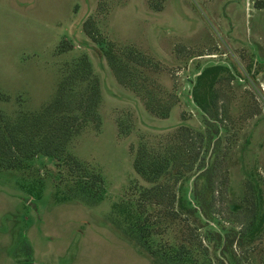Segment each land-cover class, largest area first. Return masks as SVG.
Masks as SVG:
<instances>
[{"label": "rangeland", "instance_id": "374dc122", "mask_svg": "<svg viewBox=\"0 0 264 264\" xmlns=\"http://www.w3.org/2000/svg\"><path fill=\"white\" fill-rule=\"evenodd\" d=\"M66 79L85 124L53 157L3 159L0 264H264V0H0L18 156Z\"/></svg>", "mask_w": 264, "mask_h": 264}, {"label": "trees", "instance_id": "16d2710c", "mask_svg": "<svg viewBox=\"0 0 264 264\" xmlns=\"http://www.w3.org/2000/svg\"><path fill=\"white\" fill-rule=\"evenodd\" d=\"M78 68L80 71L83 72L84 76L86 75V78H91V67L88 63L86 58H83L81 60V63L78 64ZM78 73V72H77ZM201 75V77L205 76ZM86 78H83V80H86ZM204 78V77H203ZM202 79V78H200ZM68 81L64 80L59 88V92L55 100L43 110L42 113L34 115V116H23L20 121H24L29 126L30 122L33 121V123L36 122V124L39 126L45 125L47 126L48 130H50L47 137L44 139V141H41L36 146H32L31 148L25 152V156H18L21 148L25 146V144L20 141L18 136L9 137L11 139V142L6 144V137L4 138L2 135L4 133H7V135L10 136L12 134V130L14 128H17L14 126L15 123H8L6 128H2L1 124L3 123V120L0 119V166L1 168H5L6 170H15L20 168L19 162L15 158H9L7 164L2 163L3 159L6 157H10V155L16 157V158H23L25 160H31L33 158H36L37 156L43 155L45 157H53L56 155V151L58 150V145H63L64 138L67 136H71L73 130H75L77 125L79 126L81 124H85V121H80L78 117H75L74 119L71 118L67 119L66 114H69L71 109H69L70 104L66 100V93L68 91ZM100 100V94H99V85L96 83V81H93V87H92V93L89 97L88 101H85L82 103L81 107L86 105H91L89 108L95 110L98 106ZM88 108V110H89ZM83 122V123H82ZM71 123V124H70ZM30 127V126H29ZM24 128V127H19ZM40 132V131H39ZM55 148V149H54ZM154 158V157H153ZM135 170L137 171V174L141 176L142 178L146 179L148 182H154L157 180V177L163 172L164 169H159L162 167V163L158 161V159H149V158H143V156H139L137 161L135 162ZM166 171V170H165ZM160 173V174H159ZM153 177L155 179H153ZM155 188L146 189L144 191V194H151L155 190Z\"/></svg>", "mask_w": 264, "mask_h": 264}]
</instances>
